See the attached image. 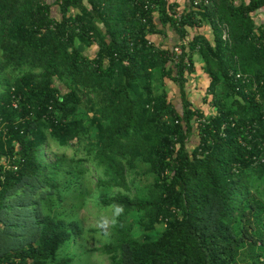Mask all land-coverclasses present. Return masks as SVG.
<instances>
[{
  "label": "trees",
  "instance_id": "16d2710c",
  "mask_svg": "<svg viewBox=\"0 0 264 264\" xmlns=\"http://www.w3.org/2000/svg\"><path fill=\"white\" fill-rule=\"evenodd\" d=\"M191 1L0 0V264H65L90 165L109 264H264V0Z\"/></svg>",
  "mask_w": 264,
  "mask_h": 264
},
{
  "label": "rangeland",
  "instance_id": "374dc122",
  "mask_svg": "<svg viewBox=\"0 0 264 264\" xmlns=\"http://www.w3.org/2000/svg\"><path fill=\"white\" fill-rule=\"evenodd\" d=\"M56 8L57 7L53 9V13L56 12ZM80 48L82 49L81 46ZM85 50L86 52H89L90 49L88 48ZM195 59L197 60L196 67L198 69V63L200 61L197 58ZM202 76L200 74L195 77V85L198 93H200L201 85L204 81V78ZM165 85L168 95L170 94L172 96L173 94L175 95L177 93V87L172 81H170L169 79H165ZM176 98V102H178V96ZM202 98L203 95H200L198 100H200L203 104ZM209 110L210 108H206V111ZM79 115L85 117V111L83 107L79 109ZM92 135H95L94 129H92ZM196 140L197 138L195 136H192L188 141V147L192 148L193 144L196 143ZM51 151L58 153L64 152L68 157L72 155L81 156L82 154V151L78 149L75 142L67 147H60L57 146V144H55L54 142H51L49 144V149H46L45 151V155L47 157H50ZM89 170L90 171L86 174V178L84 180L88 195H86L83 201V205H81L79 208L76 206L73 210L75 213H77V217L80 219L84 233L82 237H76L73 240L71 239L69 243H67L61 250H59V260L62 262L64 261L65 264H109L107 256L100 253L99 251L94 250V247L100 246L103 242L106 241V235L109 233L110 226L115 218L117 209L113 208L112 206H101L98 203L97 193L101 189L96 186V178L98 172L95 171L93 169V166L91 165L89 166ZM257 186L259 187V193H261V195H263L264 197V180L257 183ZM129 218H137V214L133 213L129 215ZM163 227L164 224H158L156 226V230L161 231ZM133 233L134 235L139 236L142 234V231L137 228V225H135ZM56 262V264H59L58 261Z\"/></svg>",
  "mask_w": 264,
  "mask_h": 264
},
{
  "label": "crops",
  "instance_id": "0c3cea01",
  "mask_svg": "<svg viewBox=\"0 0 264 264\" xmlns=\"http://www.w3.org/2000/svg\"><path fill=\"white\" fill-rule=\"evenodd\" d=\"M170 2H178L180 4V7H183V5L185 4V1L186 0H169ZM257 20L260 22V21H264V12L260 13L258 16H257ZM166 34L164 36H161V35H153L152 36V41H154V43L156 44H166L168 46H171V44H173L175 42V35H174V32L173 30L171 29L170 26H166ZM201 32L205 33L208 37L212 38V32L210 30V28L208 26H205L204 28L200 29ZM201 62L198 63V66L200 68L201 66ZM199 68L197 69L196 67V72L194 73V75H192L189 79V84L187 85V93H188V97L189 99L194 103V105H199L201 106V101L198 100L199 96L200 95H203L202 92L203 90H205V86H206V80L205 78L202 76V71L199 70ZM204 78V81L202 82V85H201V91L200 93H198L197 89H196V85H195V77L197 75H200ZM202 80V79H201ZM193 82V83H192ZM200 85V84H199ZM168 97L170 99H172L173 102H176L177 101V93L174 95H168ZM202 97V96H201ZM203 99V98H202ZM200 103V104H198Z\"/></svg>",
  "mask_w": 264,
  "mask_h": 264
},
{
  "label": "built area",
  "instance_id": "2783aa9c",
  "mask_svg": "<svg viewBox=\"0 0 264 264\" xmlns=\"http://www.w3.org/2000/svg\"><path fill=\"white\" fill-rule=\"evenodd\" d=\"M209 0H192L191 3H192V6L193 7H198V6H201V5H204L206 3H208ZM176 16L179 18L180 17V13L179 12H176ZM227 36V33L226 31L223 32V38H225ZM187 41H185L186 43ZM174 52L176 53V56H178V54L181 53V48L179 46H176L174 48ZM236 78H239L241 79L242 83L244 84H248V83H252V88L255 89L256 86H257V83L247 74H242L240 71H238L236 74ZM245 92H248V90L245 89ZM13 105L15 106L16 103L14 102ZM259 161L261 163H264V156H261L259 157Z\"/></svg>",
  "mask_w": 264,
  "mask_h": 264
}]
</instances>
